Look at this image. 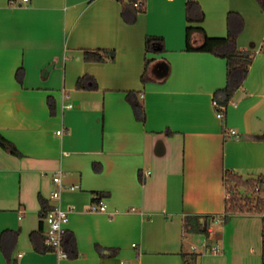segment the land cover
<instances>
[{
  "label": "crops",
  "instance_id": "obj_1",
  "mask_svg": "<svg viewBox=\"0 0 264 264\" xmlns=\"http://www.w3.org/2000/svg\"><path fill=\"white\" fill-rule=\"evenodd\" d=\"M10 1L0 0V130L21 155L0 146V264H247L243 248L258 236L254 213L225 220L224 179L231 171L246 179L264 173L260 2L147 0L128 23L117 0ZM190 1L212 37L227 36L228 14L240 13L238 48L255 53L223 119L213 102L227 83V62L185 49ZM147 35L163 37V49L148 52ZM101 49L115 58L85 60V50ZM148 57L157 79L143 82ZM161 61L165 77L153 72ZM85 74L97 87H85ZM59 171L61 203L74 208L63 239L68 257L41 251V235L31 237L42 225L46 235L42 200L49 209ZM99 200L108 212L90 210ZM214 215L224 216L222 252L194 253L188 235L207 237L202 218Z\"/></svg>",
  "mask_w": 264,
  "mask_h": 264
},
{
  "label": "trees",
  "instance_id": "obj_2",
  "mask_svg": "<svg viewBox=\"0 0 264 264\" xmlns=\"http://www.w3.org/2000/svg\"><path fill=\"white\" fill-rule=\"evenodd\" d=\"M122 4V16L128 23H134L138 19L140 13L147 10V0H117ZM264 8V0H258ZM138 3V4H137ZM204 11L200 8L197 2L187 3V20L189 25L186 28V50L198 52H210L217 56L226 59L227 62V83L224 87L215 91L214 99L217 100L221 106H227L232 100L236 91L243 85L246 77L248 76L250 65L253 62L255 53L252 51H242L238 48L237 39L244 26V19L238 12L231 11L228 14V34L225 37H212L209 36L203 26L199 23L204 19ZM164 38L156 35H147L146 49L148 52H159L163 49ZM162 46L161 48L158 46ZM116 56L115 50L101 49V50H85L86 61L103 62L113 60ZM154 58H146V67L142 74V81L148 82L156 80L151 73V65ZM85 87H97L96 80L93 76L85 74L82 78ZM135 92H129L130 97ZM134 109L138 116L140 112L143 114V108L135 99H131ZM264 139V133L258 136ZM0 146L8 152L21 155L17 146L9 140L0 130ZM225 184L227 188L226 198V216L233 213H260L264 212V199L260 195V189L264 186V173L259 174L256 178H243L240 174L235 172H227L225 175ZM241 188L252 190L251 195L242 196ZM43 204V219L48 211V206L45 200ZM210 218V216H207ZM43 225L40 230L31 234L33 241L36 240L38 235L42 237V243H45L46 235L43 234ZM18 234V232H16ZM41 251L51 250L46 245L40 247ZM5 255L9 258V253L3 247ZM262 264H264V236L262 240Z\"/></svg>",
  "mask_w": 264,
  "mask_h": 264
},
{
  "label": "built area",
  "instance_id": "obj_3",
  "mask_svg": "<svg viewBox=\"0 0 264 264\" xmlns=\"http://www.w3.org/2000/svg\"><path fill=\"white\" fill-rule=\"evenodd\" d=\"M10 2L11 4H21V2H18L17 0H11ZM213 103L218 118L223 119L225 117V110L227 106L219 105L217 100L215 99ZM72 105H73L72 103H68L66 107L71 108ZM229 133L230 135L234 136L236 134V130L230 129ZM52 177L54 183L56 184V187L51 191L50 199L52 200V204L49 207L45 217V223L47 225L45 245L49 247L51 250L56 251L59 254V256L68 257V253L64 250L63 247V239L67 231L66 225L69 222L70 214L74 210V208L64 207L61 203V195L64 189L62 172L61 171L55 172ZM79 187H80L79 185L70 186L71 189H78ZM256 190L260 191V195L264 199V195L261 193V189L257 187ZM90 210L93 212H108V207L103 200H99V201H94L91 204ZM113 214H115V212H112L111 217H113ZM259 214L262 218V232L264 234V212H260ZM216 221L223 223L224 216H221V218H217ZM205 229L207 231V237L203 239V241L200 243L201 245L193 244L191 246L192 251L197 254L221 253L223 248L221 247L218 240L220 229L219 227L215 226L212 223L211 217L209 218V221L206 223ZM136 245H137L136 243L133 244V246ZM137 256L139 257L140 254H138Z\"/></svg>",
  "mask_w": 264,
  "mask_h": 264
},
{
  "label": "rangeland",
  "instance_id": "obj_4",
  "mask_svg": "<svg viewBox=\"0 0 264 264\" xmlns=\"http://www.w3.org/2000/svg\"><path fill=\"white\" fill-rule=\"evenodd\" d=\"M261 193L264 195V186L262 187ZM241 194L242 196L251 195L252 190L241 188ZM217 218H221V216L214 215L212 217V223L215 226L219 227L220 229L223 227L224 224L222 222H217L216 221ZM251 218H252L253 226L254 228H256L258 232V236L256 237V240L253 243L251 244L248 243L246 246H244L243 251H244V254H246L245 255L246 260L251 258L247 264H261L262 222H261L260 216L256 213H254ZM188 236L192 241H194L198 245H201L200 243L202 242V240L206 238V235L204 232H197L193 235L189 234ZM250 245L255 248L256 250L255 252H250V247H251ZM210 254H214V253H210ZM216 254L219 255L220 253H216Z\"/></svg>",
  "mask_w": 264,
  "mask_h": 264
},
{
  "label": "water",
  "instance_id": "obj_5",
  "mask_svg": "<svg viewBox=\"0 0 264 264\" xmlns=\"http://www.w3.org/2000/svg\"><path fill=\"white\" fill-rule=\"evenodd\" d=\"M52 65L49 66L48 69H51ZM153 72L159 76V77H165L168 73V66L166 65V63L164 61L158 62L153 66ZM209 220L207 218H202V229H205V225Z\"/></svg>",
  "mask_w": 264,
  "mask_h": 264
}]
</instances>
